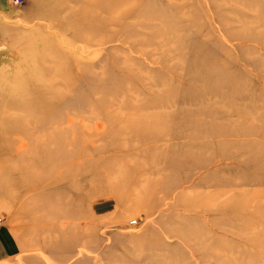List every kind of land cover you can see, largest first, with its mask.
Returning a JSON list of instances; mask_svg holds the SVG:
<instances>
[{
    "label": "rangeland",
    "instance_id": "rangeland-1",
    "mask_svg": "<svg viewBox=\"0 0 264 264\" xmlns=\"http://www.w3.org/2000/svg\"><path fill=\"white\" fill-rule=\"evenodd\" d=\"M1 237L0 264H264V0H0Z\"/></svg>",
    "mask_w": 264,
    "mask_h": 264
},
{
    "label": "crops",
    "instance_id": "crops-1",
    "mask_svg": "<svg viewBox=\"0 0 264 264\" xmlns=\"http://www.w3.org/2000/svg\"><path fill=\"white\" fill-rule=\"evenodd\" d=\"M2 239L3 237L0 238V242H2V244H0L2 246L0 247V256L2 255V253H6L7 251H9V249H7L6 243Z\"/></svg>",
    "mask_w": 264,
    "mask_h": 264
},
{
    "label": "built area",
    "instance_id": "built-area-1",
    "mask_svg": "<svg viewBox=\"0 0 264 264\" xmlns=\"http://www.w3.org/2000/svg\"><path fill=\"white\" fill-rule=\"evenodd\" d=\"M134 222H135L134 220L130 221V223H132V224H133Z\"/></svg>",
    "mask_w": 264,
    "mask_h": 264
}]
</instances>
